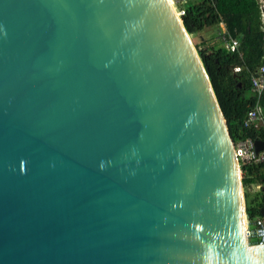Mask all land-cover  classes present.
Segmentation results:
<instances>
[{
    "label": "water",
    "instance_id": "95a60500",
    "mask_svg": "<svg viewBox=\"0 0 264 264\" xmlns=\"http://www.w3.org/2000/svg\"><path fill=\"white\" fill-rule=\"evenodd\" d=\"M245 229L169 0H0V264H264Z\"/></svg>",
    "mask_w": 264,
    "mask_h": 264
},
{
    "label": "trees",
    "instance_id": "16d2710c",
    "mask_svg": "<svg viewBox=\"0 0 264 264\" xmlns=\"http://www.w3.org/2000/svg\"><path fill=\"white\" fill-rule=\"evenodd\" d=\"M180 5V0H175ZM182 22L189 34L223 23L226 36L236 40V49L227 51L217 42L200 50V58L209 77L234 146L248 138L264 141L263 126H244L249 109L257 103L264 107V88L252 87L251 75L263 62L264 31L257 0H185ZM234 67H240L235 72ZM244 196L264 190V162L240 161ZM264 195L250 198L245 207L249 219L260 215Z\"/></svg>",
    "mask_w": 264,
    "mask_h": 264
},
{
    "label": "built area",
    "instance_id": "2783aa9c",
    "mask_svg": "<svg viewBox=\"0 0 264 264\" xmlns=\"http://www.w3.org/2000/svg\"><path fill=\"white\" fill-rule=\"evenodd\" d=\"M263 1V0H262ZM258 2V0H257ZM180 3H185V0H180ZM260 7V6H259ZM176 14L178 17H182L184 14L183 8H177ZM261 16H263L264 23V1L261 4ZM219 24H222L220 22ZM262 30L264 28L262 26ZM220 42V46L224 47L227 51L233 52L236 49V40L226 36V30L224 28V36ZM240 70V67H234V71L237 72ZM251 84L252 87L260 92L264 88V57L263 62L259 67L254 71L251 75ZM264 114H263V106L257 103L251 109H249L244 117L243 124L244 126H263L264 127ZM254 140L248 138L246 140L238 142L236 146H234V154L238 161V164L242 160L252 161V162H264V151H260L256 153ZM246 239L249 244H263L264 243V217L255 216L252 219H249L246 215Z\"/></svg>",
    "mask_w": 264,
    "mask_h": 264
},
{
    "label": "rangeland",
    "instance_id": "374dc122",
    "mask_svg": "<svg viewBox=\"0 0 264 264\" xmlns=\"http://www.w3.org/2000/svg\"><path fill=\"white\" fill-rule=\"evenodd\" d=\"M263 1L258 0V4L260 6L259 7L260 12H261V4ZM172 5L174 6L175 9H177L180 7L181 4L178 5L175 2V0H172ZM260 19H261V27L263 26V28H264V23L262 21L263 16H261ZM189 36H190L192 44L194 45L196 52L199 56H200V53H199L200 50L207 49L209 47V45L211 43H214V42H217V44H220L219 41H221L223 38H225V37H223L224 36V28H222V26H220V24H217L214 27L202 30V31L197 32V33L189 34ZM239 166H240V163H239ZM255 196L256 195L252 194V192H250L246 196H244L245 207L248 205L250 198H254Z\"/></svg>",
    "mask_w": 264,
    "mask_h": 264
},
{
    "label": "crops",
    "instance_id": "0c3cea01",
    "mask_svg": "<svg viewBox=\"0 0 264 264\" xmlns=\"http://www.w3.org/2000/svg\"><path fill=\"white\" fill-rule=\"evenodd\" d=\"M215 26H216V25H215ZM220 26H222V28H225L224 25H222V24H220ZM212 27H214V26H212ZM209 28H211V27H206V28H204L203 30H205V29H209ZM263 114H264V107H263ZM263 122H264V121H263ZM251 192H252V194H254V195H258V194H259V196L264 195V190H258V185H256L255 188H253V191H251Z\"/></svg>",
    "mask_w": 264,
    "mask_h": 264
},
{
    "label": "bare ground",
    "instance_id": "6f19581e",
    "mask_svg": "<svg viewBox=\"0 0 264 264\" xmlns=\"http://www.w3.org/2000/svg\"><path fill=\"white\" fill-rule=\"evenodd\" d=\"M170 3H172V0H169ZM173 6V5H172ZM174 7V6H173ZM175 9V8H174Z\"/></svg>",
    "mask_w": 264,
    "mask_h": 264
}]
</instances>
